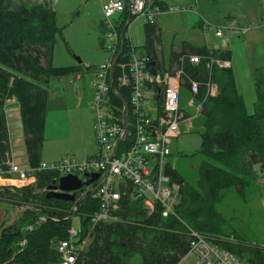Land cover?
<instances>
[{"label":"trees","instance_id":"obj_1","mask_svg":"<svg viewBox=\"0 0 264 264\" xmlns=\"http://www.w3.org/2000/svg\"><path fill=\"white\" fill-rule=\"evenodd\" d=\"M59 31L51 0H0V168L6 169L5 162L10 159L5 110L12 99L19 107L27 165L36 169L41 163L49 83L53 78L79 71L76 67L53 66L52 50ZM144 32L145 47L158 60V69L174 70L179 66V57L199 55L202 62L197 66L185 59L184 72L192 80L205 83L210 79L217 86L216 96L208 97L200 112L203 117L200 154L204 161L195 186L184 182L177 169H166L182 193L179 220H161L157 214L147 216L139 202L123 198L120 223L95 227L86 251L76 264H127L126 259L132 256L138 257L140 264H179L188 254L189 229L248 264H264V248L244 250L227 240L233 228L216 210L225 191L243 193L247 181L255 177L256 167L264 173V70L254 71L256 98L250 114L231 67L220 68L215 63L210 69L205 66L208 57L230 62V51L183 45L173 50L166 68L158 49L159 31L145 25ZM203 95L201 88L199 98ZM54 179L50 172L40 171L34 183L0 186V201L22 205L31 199L38 210L24 211L19 221L22 225L33 224V230L22 232L11 227L1 231L0 264H58L55 247L66 236L70 220L65 217L72 202L46 198L47 192H40ZM37 188L40 194L35 192ZM94 209L95 201L86 198L81 202V211L91 213ZM43 216L45 220L39 223ZM9 243L17 247L14 249ZM242 251L249 253L245 260L237 254Z\"/></svg>","mask_w":264,"mask_h":264},{"label":"built area","instance_id":"obj_2","mask_svg":"<svg viewBox=\"0 0 264 264\" xmlns=\"http://www.w3.org/2000/svg\"><path fill=\"white\" fill-rule=\"evenodd\" d=\"M100 2L101 25L108 42L105 50L110 57L92 72L90 106L96 154L82 161L64 157L49 164L41 162L36 169H21L8 159L6 169L0 168V176H16L19 181L29 183L35 182V175L40 171L53 174L56 182L67 175L85 182L89 177L84 174H98L89 186L70 192L74 194V201L65 217L70 225L65 238L58 240L55 247L58 264H76L86 251L95 227L120 223L123 198L139 202L147 216L157 214L161 220H179L182 193L166 173V169L173 168L168 161L172 140L180 134L182 124L192 128V120L200 115L204 101L217 94V86L210 79L200 83L184 72L185 59L197 66L202 62L199 55L179 57L177 68L160 70L153 53L146 47L140 53L131 42L129 26L133 19H144L147 26L156 28L159 17L176 12L175 8L162 0ZM234 26L232 20L226 28ZM215 35L222 36L221 28ZM205 59L207 69L213 63L220 68L230 67L227 60ZM201 88L202 99L199 98ZM183 89L189 94L185 107L182 106ZM185 108L192 109L193 114L187 115ZM43 192H47L46 188ZM86 198L95 201L91 213L80 210ZM74 216L79 219V228L71 225ZM188 233V254L194 256V264H248L205 236L191 229Z\"/></svg>","mask_w":264,"mask_h":264},{"label":"rangeland","instance_id":"obj_3","mask_svg":"<svg viewBox=\"0 0 264 264\" xmlns=\"http://www.w3.org/2000/svg\"><path fill=\"white\" fill-rule=\"evenodd\" d=\"M100 1L51 0L57 27L60 29L53 45L52 64L55 67H76L79 71L62 78H53L49 83L41 152V162L45 164L60 161L64 157L82 161L96 154L93 113L90 106L92 72L110 57V53L105 50L108 42H105L101 25ZM162 1L177 10L162 14L157 20L158 49L161 51L165 67H169L173 50L183 45L193 49L206 47L230 51L231 70L238 92L243 98L247 112L253 113L256 98L254 71L264 70V0ZM232 20L236 26L226 28ZM200 22L203 23L202 26ZM145 25L147 22L144 19H133L129 26L131 42L140 53L144 52L147 41ZM219 28L221 37L215 35ZM241 28L248 30L242 33ZM188 98V92L183 89L182 106L185 107ZM185 113L191 115L193 110L185 108ZM12 114H8V129L13 145L11 150L15 154L14 161L18 167L27 169L23 142L17 143L18 139L23 138L20 118H14ZM202 121L203 117L199 115L192 120V128L187 124L181 125L180 134L172 140L171 156L168 159L171 166L181 174L184 182L191 186L196 185L200 165L204 161L200 154L199 135L202 131ZM254 173L255 177L247 181L242 194L237 195L232 190H227L221 195L216 206L220 217L234 231L227 240L239 244L244 250L264 248V173L259 172L257 167ZM79 177L83 178L82 174ZM2 178L5 179L0 177ZM12 179L17 183L8 186L21 187L30 182H21L16 176ZM42 191L40 189V192ZM35 192H39V189ZM29 200V203L23 202L22 205L15 201H0L8 217L6 223L0 227V233L11 227L22 232L33 230V224L27 226L19 222L24 211H38L34 200ZM36 213L42 216L41 212ZM38 221L43 222L40 219ZM71 225L79 228L77 216H74ZM12 246L14 249L17 247ZM237 254L243 260L249 255L244 251ZM194 262V256L187 254L179 264ZM126 263L140 264L136 256L126 259Z\"/></svg>","mask_w":264,"mask_h":264},{"label":"water","instance_id":"obj_4","mask_svg":"<svg viewBox=\"0 0 264 264\" xmlns=\"http://www.w3.org/2000/svg\"><path fill=\"white\" fill-rule=\"evenodd\" d=\"M77 61L80 63L79 58H77ZM84 177H89V179L85 182H82L77 176L67 175L60 177L57 182L56 180H53L51 184L46 187V198L69 202L74 201V194H70V192H74L83 186H89L93 181L96 180L98 174H84Z\"/></svg>","mask_w":264,"mask_h":264},{"label":"crops","instance_id":"obj_5","mask_svg":"<svg viewBox=\"0 0 264 264\" xmlns=\"http://www.w3.org/2000/svg\"><path fill=\"white\" fill-rule=\"evenodd\" d=\"M102 1H104V0H102ZM203 25V23L202 22H200V26H202ZM158 26V25H157ZM156 26V27H157ZM235 26H236V23H235ZM247 30L248 29H244V28H241L240 29V31L242 32V33H245V32H247ZM212 49V48H211ZM230 67H231V63H230ZM77 78H79V77H77ZM48 99H49V97H48ZM9 113H13L12 114V116L14 117V118H20V113H19V107L16 105V103H15V100H9L8 102H7V107H6V110H5V114H6V120H7V128L9 127V123H8V118H9V116H8V114ZM16 120V119H15ZM45 125H46V123H45ZM45 132V131H44ZM8 133H9V141H10V132H9V129H8ZM21 142H23V146H24V136H23V138H22V140L21 139H18L17 140V143L19 144V143H21ZM13 148V145H12V143H11V141H10V159L15 163V164H17V162H15L14 161V158H15V154L12 152V149ZM25 149V148H24ZM0 177H5V179H0V186H8V185H15V183H17L16 182V180L15 179H12L14 176H0ZM7 219H8V217H7V214H6V210L0 205V227L3 225V224H5L6 223V221H7Z\"/></svg>","mask_w":264,"mask_h":264}]
</instances>
